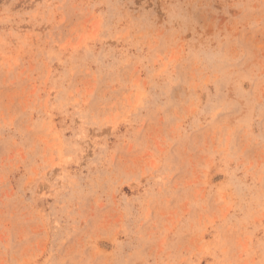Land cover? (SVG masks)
<instances>
[{
	"label": "rangeland",
	"instance_id": "374dc122",
	"mask_svg": "<svg viewBox=\"0 0 264 264\" xmlns=\"http://www.w3.org/2000/svg\"><path fill=\"white\" fill-rule=\"evenodd\" d=\"M0 264H264V0H0Z\"/></svg>",
	"mask_w": 264,
	"mask_h": 264
}]
</instances>
